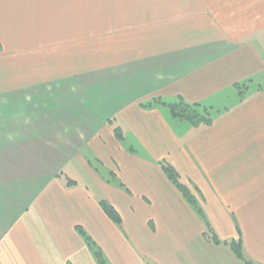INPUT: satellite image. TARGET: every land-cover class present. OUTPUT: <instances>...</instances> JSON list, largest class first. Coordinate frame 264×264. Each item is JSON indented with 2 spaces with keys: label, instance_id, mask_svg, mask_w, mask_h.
Wrapping results in <instances>:
<instances>
[{
  "label": "crops",
  "instance_id": "0c3cea01",
  "mask_svg": "<svg viewBox=\"0 0 264 264\" xmlns=\"http://www.w3.org/2000/svg\"><path fill=\"white\" fill-rule=\"evenodd\" d=\"M161 161L264 264V0H0V264H243Z\"/></svg>",
  "mask_w": 264,
  "mask_h": 264
},
{
  "label": "trees",
  "instance_id": "16d2710c",
  "mask_svg": "<svg viewBox=\"0 0 264 264\" xmlns=\"http://www.w3.org/2000/svg\"><path fill=\"white\" fill-rule=\"evenodd\" d=\"M164 103V102H163ZM167 106L170 109V112L175 117H178L180 119H184L192 124H204L208 125L211 122V117L208 112L207 108H203V110H200V104H189L182 100H179L176 103H169ZM114 132L116 136H119V129L114 128ZM160 169L162 170L163 174L166 176V178L170 181V183L175 187V189L181 194V196L184 198V200L193 208L195 213L198 215V217L202 220L205 231L203 233L205 239L207 241H210L214 244L223 243L224 245L228 246V248L232 251L234 256L241 261L243 264H252L248 259L245 258L242 250L241 245V239L240 236H238L237 239H231V240H224L220 241L217 236L212 232V229L210 228L204 212L202 210L201 205L197 201L194 192L189 188V186L184 183L181 179L175 168L168 163L167 161H161L159 163ZM68 184L74 183L72 180H68ZM99 205L101 209L104 211L106 216L114 222V224L119 225L121 223V218L119 213L115 210V208L106 200L102 199L99 201ZM77 231L82 235L84 240L86 241V244L91 248L92 253L97 261L98 264H106L102 252L98 248V246H95L93 241L90 239V237L86 234V232L80 228L77 227Z\"/></svg>",
  "mask_w": 264,
  "mask_h": 264
},
{
  "label": "rangeland",
  "instance_id": "374dc122",
  "mask_svg": "<svg viewBox=\"0 0 264 264\" xmlns=\"http://www.w3.org/2000/svg\"><path fill=\"white\" fill-rule=\"evenodd\" d=\"M241 90H243V89H241ZM244 91V90H243ZM92 165H93V167H96L97 168V171H98V174H95L96 176H105L106 174V176H108L109 175V177H114L111 173L110 174H108L107 173V170H105L103 167H102V165L100 164V163H98V162H96V161H92ZM61 171H63V172H65L66 171V167H62L61 169H60ZM74 177L76 178V179H78V183L81 185H83V186H85V187H87L88 189H89V191H90V194L91 193H93V192H91V190H90V183L88 182V180H86V178L84 177V176H82L81 175V173L79 172L77 175H74ZM65 178V176H63V179L62 180H66L67 182H68V180H70V178L67 180V179H64ZM183 182H184V180H182ZM66 182V183H67ZM189 187H190V185H189ZM191 188V187H190ZM94 197H96L95 195H94ZM99 200L98 201H100V200H102V199H104V198H101V197H99L98 198ZM107 201V200H106ZM108 202V201H107ZM98 204H99V202H98ZM100 206V205H99ZM201 207H202V205H201ZM109 219V218H108ZM111 221V220H110ZM112 222V221H111ZM112 223H114V222H112ZM86 232V231H85ZM87 234V233H86ZM88 235V234H87ZM89 236V235H88ZM90 237V236H89ZM91 239V238H90ZM92 240V239H91ZM93 241V240H92ZM94 243V242H93ZM95 244V243H94ZM95 246H98V245H96L95 244ZM98 248H99V246H98ZM100 249V248H99ZM100 251H101V249H100ZM102 252V251H101ZM102 256H103V259H104V261H105V263L106 264H111V262L109 261V259L107 258V256H105L104 255V253H102ZM146 264H167V262L165 261V260H162L161 262L160 261H156V260H149V258L148 259H146Z\"/></svg>",
  "mask_w": 264,
  "mask_h": 264
}]
</instances>
